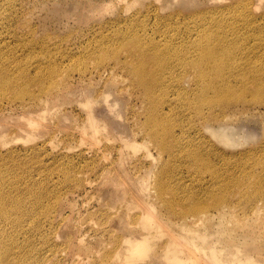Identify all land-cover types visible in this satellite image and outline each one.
<instances>
[{"label": "rangeland", "instance_id": "rangeland-1", "mask_svg": "<svg viewBox=\"0 0 264 264\" xmlns=\"http://www.w3.org/2000/svg\"><path fill=\"white\" fill-rule=\"evenodd\" d=\"M238 3L245 4V11H220ZM12 4L0 5L7 8L5 19L0 18V108L5 107L0 109V195L43 198L41 214L32 213L29 199L20 209L7 205L19 216L0 219L1 228L13 237L7 236L1 245L26 249L29 264H166L160 255L170 238L166 230H174L171 225L184 214L204 210L199 214L211 221L199 227L201 232H210L226 214L223 228L236 233L212 247L230 253L238 264H264V95L257 93L256 80L264 83V0H12ZM198 31L207 37L226 34L233 42L230 54H243L238 71L228 77L227 96L216 98L215 90L209 94L217 100L213 113L219 121L231 115V123H241L259 136L239 141L233 150L204 129L217 122L210 119L201 126L192 111L203 109L209 115L210 106L192 96L188 84L179 90L158 79L165 90L150 105L136 90L131 68L117 66L116 61H125L129 54L126 38L160 42L166 32L177 38L175 50H181ZM254 73L255 83L248 82ZM64 84L72 91L60 101L54 96L48 106L20 108L33 96ZM104 90L121 101L124 120L113 119L99 105L110 127L94 141L81 134L86 116L82 106L87 95L98 97ZM154 106L167 130L163 142L174 145L170 153L160 152L146 135V112ZM29 112L41 123L32 132L23 118ZM120 137L136 140L139 147H124ZM161 180L166 184L163 193L158 189ZM143 182H149L147 199L140 191ZM135 198L151 201L147 210L152 215L131 204ZM222 202L233 204L234 210L219 214L215 205ZM258 203L259 213L253 210ZM196 205V211H189ZM155 208L167 222L162 228L151 227ZM21 210L25 214L20 215ZM143 213L153 218L146 228L139 222ZM148 228L151 234L159 232L155 249L147 256L143 251L136 255L128 239H141ZM207 246L203 253L196 249L203 258L211 254L212 247Z\"/></svg>", "mask_w": 264, "mask_h": 264}, {"label": "bare ground", "instance_id": "bare-ground-1", "mask_svg": "<svg viewBox=\"0 0 264 264\" xmlns=\"http://www.w3.org/2000/svg\"><path fill=\"white\" fill-rule=\"evenodd\" d=\"M123 1H125L126 3L129 2V0H123ZM136 1L137 0H133V2ZM180 1L181 0H174V2H178V3ZM11 4H12V0H0V5H4V7H8ZM13 4H15V2H13ZM159 9H165V8L161 7ZM6 11L7 8L0 9L1 19H5L4 15ZM220 11L221 12L224 11L229 14H232L233 12L236 11H245V4L238 3L237 5L223 7L222 9H220ZM171 19L172 17L168 19V21ZM240 20L244 21L245 18ZM238 26H241V24H239ZM165 33L162 34L163 38L162 41L160 42L156 41L155 39H151L147 42L144 41V38H141L139 36H131L129 38H126V42L124 43V48L129 52V54L125 58V61L124 60L116 61L117 66L119 68L122 69H125V67L131 68V70L129 69V71L132 74L134 80L133 83L136 87V90L137 91L139 90L142 93V97L148 101V104L151 105L154 102L156 96L160 95L159 91L162 92L163 90H165L163 89L162 86H160V81L158 82V79H161L163 82H165L169 86V88L171 85H173L172 87L174 86L180 87L179 90H182L183 86H186V84H188L190 87V92H191L190 94L192 96H198L199 99L198 101H202L204 103L207 102L208 105L210 106L209 115L206 114L203 111V109L202 110L197 109L192 112L194 113L197 120L201 123V126L204 125L210 119L217 122L215 126L207 124L206 128L204 127V129L210 132L211 136L214 139H216V141L219 144H222L224 147L231 148L230 150H233L235 147H237V145H240V143H238L239 141L243 140L242 141L243 143H247L251 140L257 139L259 137L258 134L255 133L254 131L249 130L246 126H243L241 123H239L238 125L231 123L232 121L230 117L231 115L225 117L223 121H219L218 119L220 118V116H215L213 113V110L215 109L216 99L214 101L212 100V98L209 95L210 92L215 90V93L217 94L216 98L221 96L223 99L227 96L228 77H234L231 73H235L238 71L236 69L240 67L239 66L240 61L238 57L243 55V54L235 55L234 53L232 55L230 54L231 47L229 43L231 40L227 39L226 34L217 33L207 37L204 35L202 36L199 35L200 31L193 32V36L189 34L191 38L190 43L187 46H185L184 49L175 50L177 46H179V44H177V38L169 36V34L164 35ZM215 41L217 42L216 45L214 44ZM231 44H233L232 41ZM244 52H246V50ZM236 63H238V65ZM255 73L252 74L250 77H248V79H250L248 82L255 83L253 78L255 76ZM256 80L258 81L257 93L260 95H264L263 80L260 78H256ZM222 81L224 83H221ZM71 91L72 90H70V84H64L61 87L58 85L52 90H48L47 92L45 91L43 96L42 95L33 96L31 102L21 106L20 108L30 109V108H37L43 105L48 106L49 102L51 101L50 99H52L54 96L58 99V101H60L61 96L63 94L66 93L70 94L69 92ZM116 97H119V95L117 94ZM99 105L106 107L108 109V113H110L113 119L117 118L118 120L121 121L124 120L122 116L123 106L121 104V101L118 98L115 99L114 95L110 93V90L109 92L104 90V92H102V94H100L98 97L87 95L85 97V102L82 106L84 107L83 110L85 111L86 116L84 122L81 125V129H82L81 134H83V137L85 136L87 137V139L91 138L94 141L97 140L99 134L102 133L105 134L106 132L108 133V129L110 127L107 118L105 119L103 115H101V113L98 111L100 110ZM4 108L5 107H1L0 109L3 110ZM41 113H42L41 116L44 119V114H46L47 112L43 111ZM156 113H157L156 106H154L153 109H149L146 112L147 114L146 128L149 129L146 131V135L147 137L152 139V141H154L153 144L156 146V148L160 149V152L168 151L170 153V151L174 148V145L167 144L165 141L163 142V137L167 136L166 134L167 130L163 129V125L157 119ZM240 114H245V112L240 111ZM31 115L34 114L32 112H29L28 114L25 113V115L23 116L24 120L27 123L28 130L30 132H32L31 130L38 129L39 125L41 124L39 122L38 117H33ZM110 115L107 116L110 118ZM199 130L201 129L199 128ZM120 141L123 143L124 147L126 148L139 147L136 144V140L134 141L131 140L130 138H124V139L121 138ZM213 150L215 151V154H217L216 152L217 149L216 150L213 149ZM254 176H256V173H254L252 176L249 177L253 178ZM0 183H1V178H0ZM139 186H140L141 195H143L144 199L145 198L147 199L148 193L151 192V191L149 192V182H143ZM260 188L261 187L259 186L258 189ZM158 189L160 193L165 192L166 190L165 182L161 180ZM149 196L151 197V195ZM42 198L43 195H30V196L0 195V219L1 218L9 219L12 217H15L13 219H17L19 215L14 216L11 211H8L7 205L12 204V206H14V209H20L27 199L32 201V206H33L31 209L32 213L41 214L42 212L40 213V210L42 206L41 205ZM7 199L8 201L5 202ZM149 202L151 201L144 202V200H141L140 198H135L131 202V204L134 203L140 206L141 210L142 211L144 210V212L147 213L148 211L147 205ZM261 206L262 205L258 203L253 208V210H255L256 212L258 211L261 212L262 210ZM197 207L199 206L196 205V207L190 209L189 211H196ZM215 207L220 211V213L219 211L218 213L221 215H223L227 211H228L227 213H230L234 210L233 204L229 203L228 205L226 202H222L221 204L218 203L217 205H215ZM203 208L207 209L205 206ZM154 210L156 211L157 217L155 220V224H153L152 226L150 225L152 224V222L151 223L148 222L149 218L152 217H149L147 216V214L143 213L142 219L139 222H141V224H144L145 228L148 227V225L146 226V224L148 223L149 226H151L152 228L154 226L162 228L167 224V222H165V218H163L157 213V209L155 208ZM25 212L23 213V211L21 210L19 214L23 215L25 214ZM199 213H205V212L203 210V212H199ZM199 213L197 215H194V213L187 215L184 214V216L180 219L179 222H176L173 225H171V227H174V230H169L170 228L166 230V234L170 235L169 236L170 238L166 243H164L161 246L162 251L160 249L161 251L160 255L164 260V262L166 264H221V262L226 264L236 262V264H238L237 263L238 261L232 259L233 255H231L230 253L225 254L223 253V251L220 250L218 251L215 247L216 246L215 242H219L222 238L225 237V235H227L226 237L227 239L233 237L235 238L236 236V233H230V232L227 233L222 226L223 223H225L224 220L226 219L225 217L226 214L223 216V218L219 219L220 222L216 223L214 228L210 232L208 231L206 233H203L200 231L199 227L203 226V224L205 226V223L211 221V218L207 216L204 217L203 214L200 215ZM149 214H151V212H149ZM34 217L35 215H33V218ZM1 224L2 223H0V241L3 242L8 237L10 239L13 238L11 235L6 234V231H4L1 228ZM152 228H150V230ZM159 228H157V230H159ZM150 230L149 228L145 229L141 239H137V240L128 239L129 240L128 242H130L128 244L131 245L129 247L133 250L135 249L136 252L135 251L134 252L136 255L141 254L140 252L143 251L145 253V256H147L149 251L155 249L154 239L157 238L156 234L158 231L156 232V234H151L152 232H150ZM135 243L138 244L136 245ZM207 245H211V247L213 245L215 246L211 248V254H208L203 258L204 255L201 256L202 254H198L197 250H200V252L203 253L202 251L207 249L208 247ZM144 246L145 247L147 246V249L145 248L146 249L145 251L144 249H142ZM236 247L239 248L238 244ZM239 252H241V250L237 249V253ZM27 254H28L27 250L24 249L23 247H21V250L16 251L11 246H6V245L2 246L0 243V264H29L27 260ZM38 255L39 258L41 259L42 254H38ZM225 255H227V258L223 259Z\"/></svg>", "mask_w": 264, "mask_h": 264}]
</instances>
